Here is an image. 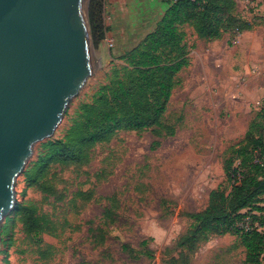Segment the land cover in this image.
I'll list each match as a JSON object with an SVG mask.
<instances>
[{
  "label": "rangeland",
  "instance_id": "374dc122",
  "mask_svg": "<svg viewBox=\"0 0 264 264\" xmlns=\"http://www.w3.org/2000/svg\"><path fill=\"white\" fill-rule=\"evenodd\" d=\"M235 3L233 13L249 25L239 33L205 40L182 27L189 64L176 75L160 126L119 130L96 144L84 164H53L47 174L51 193L19 174L14 206L34 202L50 230L27 236L13 206L0 223V264H184L175 241L188 226L185 213L204 209L212 189L229 191L223 164L264 104V0ZM115 49L111 43L94 47L90 36L93 71L51 138L63 135L78 104L124 63L123 51ZM259 200L255 206L264 208V193ZM242 212L264 216V209ZM235 226L262 229L245 216ZM184 250L188 264H245V248L233 233L211 235Z\"/></svg>",
  "mask_w": 264,
  "mask_h": 264
},
{
  "label": "trees",
  "instance_id": "16d2710c",
  "mask_svg": "<svg viewBox=\"0 0 264 264\" xmlns=\"http://www.w3.org/2000/svg\"><path fill=\"white\" fill-rule=\"evenodd\" d=\"M164 2L168 6L155 28L120 54L124 63L112 67L107 82L97 87L90 100L78 104L63 135L37 144L35 158L20 173L29 186L51 193L47 174L53 164H84L96 144L109 142L119 130L142 131L161 125L176 75L189 64L184 25H189L198 38L205 40L249 28L245 20L233 13L235 0ZM105 3L106 0L88 2L87 17L94 47L99 46L107 31ZM255 131H259L257 136ZM231 157L223 164L229 191L226 193L218 186L209 192L204 209L185 213L188 226L175 241L184 264H188L184 249L192 251L211 235L224 233L241 238L245 264H261L264 216L250 214L262 226L261 230L252 227L240 231L235 223L247 214L243 209H264L255 206L260 193H264V104L244 139L232 147ZM234 159H238L237 164ZM14 214L27 236L50 230V220L39 213L32 201L16 204ZM122 249L133 255L128 244H122Z\"/></svg>",
  "mask_w": 264,
  "mask_h": 264
},
{
  "label": "water",
  "instance_id": "95a60500",
  "mask_svg": "<svg viewBox=\"0 0 264 264\" xmlns=\"http://www.w3.org/2000/svg\"><path fill=\"white\" fill-rule=\"evenodd\" d=\"M89 0H0V223L34 145L92 73Z\"/></svg>",
  "mask_w": 264,
  "mask_h": 264
},
{
  "label": "crops",
  "instance_id": "0c3cea01",
  "mask_svg": "<svg viewBox=\"0 0 264 264\" xmlns=\"http://www.w3.org/2000/svg\"><path fill=\"white\" fill-rule=\"evenodd\" d=\"M167 6L161 0H106L104 14L107 31L99 45L116 44L114 52H124L126 45L137 44L155 28ZM114 52L113 55H116Z\"/></svg>",
  "mask_w": 264,
  "mask_h": 264
},
{
  "label": "built area",
  "instance_id": "2783aa9c",
  "mask_svg": "<svg viewBox=\"0 0 264 264\" xmlns=\"http://www.w3.org/2000/svg\"><path fill=\"white\" fill-rule=\"evenodd\" d=\"M161 1H163V2H164V0H161ZM245 218H246L247 220H250V219H251V217H250L249 215H247V214L245 215ZM247 229H249V228H248V227H246V228H245V230H247ZM256 229H258V230H259V229H260V226H256Z\"/></svg>",
  "mask_w": 264,
  "mask_h": 264
}]
</instances>
